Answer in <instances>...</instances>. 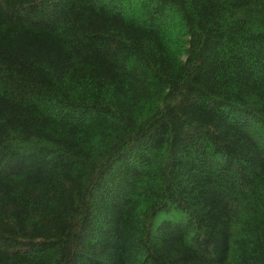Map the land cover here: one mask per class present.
I'll return each mask as SVG.
<instances>
[{
	"label": "trees",
	"instance_id": "1",
	"mask_svg": "<svg viewBox=\"0 0 264 264\" xmlns=\"http://www.w3.org/2000/svg\"><path fill=\"white\" fill-rule=\"evenodd\" d=\"M0 264H264V0H0Z\"/></svg>",
	"mask_w": 264,
	"mask_h": 264
}]
</instances>
